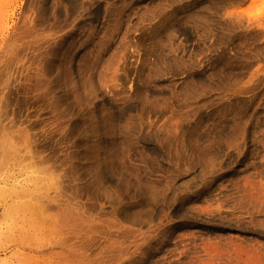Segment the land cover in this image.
<instances>
[{
  "label": "rangeland",
  "instance_id": "rangeland-1",
  "mask_svg": "<svg viewBox=\"0 0 264 264\" xmlns=\"http://www.w3.org/2000/svg\"><path fill=\"white\" fill-rule=\"evenodd\" d=\"M0 264H264V0H0Z\"/></svg>",
  "mask_w": 264,
  "mask_h": 264
},
{
  "label": "bare ground",
  "instance_id": "bare-ground-1",
  "mask_svg": "<svg viewBox=\"0 0 264 264\" xmlns=\"http://www.w3.org/2000/svg\"><path fill=\"white\" fill-rule=\"evenodd\" d=\"M6 17V16H5ZM99 123V122H98ZM24 135H25V133H24ZM20 140V139H19ZM21 142V141H20ZM26 142V141H25ZM19 144V143H18ZM22 144V143H21ZM109 145V144H108ZM110 149V148H109ZM28 152V151H27ZM102 175V174H101Z\"/></svg>",
  "mask_w": 264,
  "mask_h": 264
}]
</instances>
